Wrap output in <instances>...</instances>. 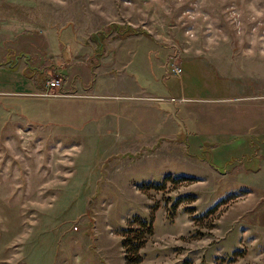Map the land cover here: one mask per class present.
<instances>
[{"label":"rangeland","instance_id":"374dc122","mask_svg":"<svg viewBox=\"0 0 264 264\" xmlns=\"http://www.w3.org/2000/svg\"><path fill=\"white\" fill-rule=\"evenodd\" d=\"M27 1L59 32L70 51L64 64L92 61L93 34L105 31L104 51L137 35L145 45L167 47L151 57H177V85L193 82L187 75L201 59L209 76H224L233 87H264V0ZM112 23L118 32H108ZM124 24L143 33L123 32ZM20 77L0 70V87L19 86ZM6 96L0 97V264H125L121 242L137 219L153 229L144 236L140 264H264V167L258 169L253 152L231 165L218 152L213 167L208 159L187 164L173 156L183 154L180 139L165 144L148 135L122 144L118 127L94 138L87 129L36 124L33 106ZM160 144L166 153L152 155ZM213 150L204 155L210 159ZM241 158L255 168L244 169ZM188 195L195 200L174 210Z\"/></svg>","mask_w":264,"mask_h":264},{"label":"crops","instance_id":"0c3cea01","mask_svg":"<svg viewBox=\"0 0 264 264\" xmlns=\"http://www.w3.org/2000/svg\"><path fill=\"white\" fill-rule=\"evenodd\" d=\"M118 40L114 50L104 51L103 46L92 61L69 59L64 64L70 51L65 50L59 32L46 27L38 8L27 0H0V70L21 75L19 86L12 82L8 87H0V97L7 95L33 106L32 122L36 124L79 132L87 129L94 138L99 137L98 130L105 134L112 129L117 131L118 127L115 135L122 138V144L129 137L143 141L148 135L165 144L180 139L183 154L174 152L173 156H182L187 164L203 163L201 154L211 147L216 149L210 151L211 159L218 152L215 155L219 159L226 157L223 163L228 164L230 159L248 156L249 150L253 158H258V169L262 170L264 87H233L224 76H209L208 63L201 59H195L194 71L190 68L189 75L186 74L193 82L177 85L167 69L174 57H151H159L167 47L145 45V38L138 35ZM188 65L192 66L185 63ZM60 70L63 75L55 90L61 96H36L45 89L42 75H54ZM186 72L187 69L182 75ZM208 81L213 82L212 87L207 86ZM7 107L12 112L13 107L19 106ZM53 115L58 122L51 119ZM17 117L27 122L21 114ZM165 153L160 144L152 155ZM241 160L245 169L249 167L245 163L252 159Z\"/></svg>","mask_w":264,"mask_h":264},{"label":"trees","instance_id":"16d2710c","mask_svg":"<svg viewBox=\"0 0 264 264\" xmlns=\"http://www.w3.org/2000/svg\"><path fill=\"white\" fill-rule=\"evenodd\" d=\"M123 28H124L122 30L123 32L128 31V32H131L134 35L138 34V33H143V31H140L138 29L137 30L136 29H132L129 25H125L124 24ZM119 29H120V27L115 26V24H113V23L109 24L107 26V30H108L109 33L111 32V30H115L116 32H118ZM106 36H107V33L105 31H101V32H98L96 34H93V39H94L93 41L96 43L97 47L99 48V50H97V51H101L102 50V42H103V40H104V38ZM42 79H43L42 83H45V82H47L49 80V79H47V75H42ZM205 153L207 154L208 151L204 150L203 151V155ZM205 155L202 156V159L206 160V161L208 159V163L211 166L212 165L215 166L214 164H211L213 162L211 160L210 155H209L210 159L208 158V156L206 157ZM175 180H177V179H175ZM181 180L185 181V180H190V179H181ZM147 184H148V186L150 188H156V189H158L159 186H160V185L154 184V183H147ZM194 200H195V197L188 195L185 199L177 200L173 204V209L175 210V208L178 206V204L180 202H182V201H194ZM135 224L137 225V227L135 229H127L124 232L123 239H122V242H121V246H122L123 252H124L125 264H140L141 263V259L142 258L139 255V251L144 246V242H145L144 236L145 235H151L152 232H153L151 222H148L146 220L137 219L135 221Z\"/></svg>","mask_w":264,"mask_h":264},{"label":"built area","instance_id":"2783aa9c","mask_svg":"<svg viewBox=\"0 0 264 264\" xmlns=\"http://www.w3.org/2000/svg\"><path fill=\"white\" fill-rule=\"evenodd\" d=\"M177 57L174 58L173 62L170 64V73L173 76L179 77L182 73L181 67L179 66L178 62L176 61ZM60 86V79L59 78H52L49 79L46 82L45 89L41 91L38 96L43 98H52V97H58L61 96L60 93L56 92L55 89H57Z\"/></svg>","mask_w":264,"mask_h":264}]
</instances>
